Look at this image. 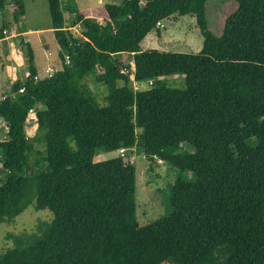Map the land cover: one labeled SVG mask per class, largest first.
Here are the masks:
<instances>
[{
    "label": "trees",
    "instance_id": "trees-1",
    "mask_svg": "<svg viewBox=\"0 0 264 264\" xmlns=\"http://www.w3.org/2000/svg\"><path fill=\"white\" fill-rule=\"evenodd\" d=\"M207 1L124 0L104 5L101 23L74 0H47L58 71L35 80L22 42L27 76L0 98V224L32 204L52 219L10 236L0 264H264V0H222L238 9L219 37L208 30ZM9 4L18 23L22 0H0L1 14ZM173 16L195 18L200 52L141 50ZM77 24L81 39L69 33ZM89 75L105 106L84 83ZM173 75L184 90L166 86ZM149 81L145 91L132 87ZM121 149L194 174L175 180L169 215L140 225L134 165L93 161Z\"/></svg>",
    "mask_w": 264,
    "mask_h": 264
},
{
    "label": "rangeland",
    "instance_id": "rangeland-1",
    "mask_svg": "<svg viewBox=\"0 0 264 264\" xmlns=\"http://www.w3.org/2000/svg\"><path fill=\"white\" fill-rule=\"evenodd\" d=\"M124 0H74L75 7L85 16L99 22H103L104 12L103 7L106 4H120ZM24 6V16L15 24L11 13L7 15L0 13V28L1 24H7L8 32L15 33L11 27L24 30H40L41 33H32L24 38H18L15 41L14 49L16 51L4 50V46L0 48V71L4 72V76L8 74L9 62L14 59L12 55H19L24 58L26 69V57L20 50L22 42L29 44L33 50L34 66L41 78L45 77L44 69L46 66L53 68L57 66L59 47L57 46L52 29L51 20L48 9L47 0H22ZM238 9V5L234 1L208 0L206 3V20L208 30L215 36L219 37L222 34L223 26L226 19ZM64 18L67 23H73L74 18L69 13H64ZM163 28L160 29V35L155 31L150 32L140 43L141 50H158L171 53L193 54L200 52L203 39L196 25L195 18L189 16H173L161 22ZM82 26L80 24L69 28V33L77 39H81ZM27 41V42H26ZM8 52V55L5 54ZM131 63L132 58L127 55L117 56ZM6 66V67H5ZM52 66V67H51ZM20 70V69H19ZM1 73V72H0ZM166 86L173 89L184 90L185 81L182 75L168 76L164 79ZM84 83L88 89L97 96L100 106H105L102 101L104 96V88L95 83L94 78L89 75L85 78ZM10 85L5 87L7 92ZM132 87L135 91H145L150 88L149 82L138 84ZM3 90V89H2ZM0 90V92L2 91ZM25 127L27 136H31L32 125H34L33 114L29 115ZM0 122V140L4 139V131L1 130ZM188 152H193V149L184 146ZM124 162L132 163L136 170V189L135 201L137 205V218L140 225H146L156 221L171 213L170 196L171 187L177 178L191 182L195 180L193 173L189 171L181 172L173 168L170 164L162 162L158 159L153 161L148 160L142 152H137L135 149H128L122 154L99 152L93 159L95 163L106 161L115 157H121ZM52 214L50 211L36 210L34 204L29 205L20 215H18L12 223L0 224V256L6 251L14 247V242L10 236H19L25 233H30L38 223L50 222Z\"/></svg>",
    "mask_w": 264,
    "mask_h": 264
},
{
    "label": "crops",
    "instance_id": "crops-1",
    "mask_svg": "<svg viewBox=\"0 0 264 264\" xmlns=\"http://www.w3.org/2000/svg\"><path fill=\"white\" fill-rule=\"evenodd\" d=\"M12 8H13V5L12 4L7 5L6 10L3 12L4 16H6L8 13H11V9ZM8 23L6 25L4 23L1 24V27L4 25V30H3L2 36L0 35V48L4 46V48H3L4 50H7L8 47H9L10 50L16 51V49H14V47H13L14 44H15V42H16L15 41L16 39H18L20 37L21 38H24V37L32 34L33 32L34 33H38V34L41 33L40 30H24V31L20 32L19 29L15 28L13 26V28L11 27V29L15 33H13V32L11 33L10 32V35L7 36L5 34H7V32H8V27H9ZM15 24H17V23H15ZM52 33H53V30H52ZM7 55H8V52L5 54V56H7ZM12 56H13L14 59L12 60V62H9L10 65L8 66V70H7L8 71V74L6 76H4V72L3 71H0L1 72L0 73V90L3 89L0 92V98L3 95L8 94V92L10 91L11 86H12V84L14 82H16L18 80H22V79H24L27 76V70L26 69L23 70V66L25 65L24 58H22V56H20V55L18 57H16L15 54L12 55ZM129 57L132 58L131 56H129ZM47 68H50V66H46L45 67V69H47ZM53 68H57V66H54ZM37 77L38 78H41L40 75H39V73H38V71H37ZM7 85H10V87H9L8 90H6L7 92H5L4 89H5V87H7ZM34 129H35V127H34V125H32L31 134H33Z\"/></svg>",
    "mask_w": 264,
    "mask_h": 264
},
{
    "label": "built area",
    "instance_id": "built-area-1",
    "mask_svg": "<svg viewBox=\"0 0 264 264\" xmlns=\"http://www.w3.org/2000/svg\"><path fill=\"white\" fill-rule=\"evenodd\" d=\"M156 26H157V28H163V25H162L161 22H157ZM65 63H66V64L69 63V59H68L67 56H65ZM57 71H58V68H47V69L44 70V74H45V76H47V77H52ZM37 79H38V77H35V80H37ZM151 84H152V82L149 81V85H151ZM137 85H138V83L133 82V86H134V87H136ZM30 114H31V115L33 114V116H34V112H33V110H29V112H28V117H29ZM28 119H29V118H27V121H28ZM34 120H35V118H34ZM26 123H27V122H26ZM1 124H2L3 129L6 131L7 128L5 127V124H4L3 122H1ZM126 150H128V149H121V150H119V152L122 154V153L125 152ZM122 156H123V155H121V157H122Z\"/></svg>",
    "mask_w": 264,
    "mask_h": 264
}]
</instances>
